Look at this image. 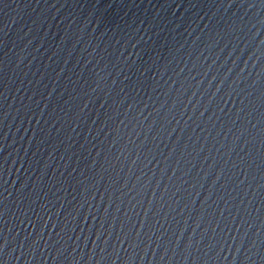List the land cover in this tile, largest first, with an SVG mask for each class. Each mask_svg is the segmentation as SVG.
Segmentation results:
<instances>
[{"label":"water","instance_id":"95a60500","mask_svg":"<svg viewBox=\"0 0 264 264\" xmlns=\"http://www.w3.org/2000/svg\"><path fill=\"white\" fill-rule=\"evenodd\" d=\"M229 3L0 0L2 264H264V7Z\"/></svg>","mask_w":264,"mask_h":264},{"label":"snow or ice","instance_id":"6c2138e0","mask_svg":"<svg viewBox=\"0 0 264 264\" xmlns=\"http://www.w3.org/2000/svg\"><path fill=\"white\" fill-rule=\"evenodd\" d=\"M232 2H233V0H230L229 7L231 6V3H232ZM252 6L254 7L255 5H252ZM261 6L264 7V0H261ZM85 106H86V105H85ZM82 110H83V108H82ZM241 111H243V109H241ZM108 118L111 119L110 116H109ZM134 163H135V162H134ZM132 227H134V225H133ZM121 231L124 232V228H122ZM57 235H60V234L57 233ZM133 237H135V240H133ZM139 237H140V231H136L135 233H133V230H132V228H131L130 231L125 232V234H124V238H123L122 241L119 239V237H118L117 239H118L121 243H123L124 241H129V247H131V248H135V247L138 246V245H137V240L139 239ZM26 239H27V238H26ZM97 239H99V234L97 235ZM6 243H7V240L5 239V243H4V244H0V252L3 251L4 247L6 246ZM32 244L34 245V244H35V241H33ZM105 244H107V241H105ZM190 246H191V245H190ZM190 246H189V247H190ZM114 251H117V250L114 249ZM117 258H119V257H117ZM0 264H2V262H0ZM111 264H116V261H113V260H112V261H111Z\"/></svg>","mask_w":264,"mask_h":264}]
</instances>
